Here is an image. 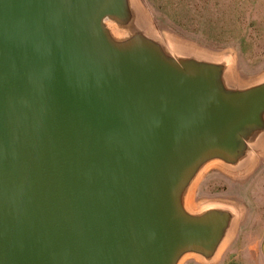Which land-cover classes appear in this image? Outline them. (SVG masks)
I'll return each instance as SVG.
<instances>
[{
	"label": "water",
	"instance_id": "obj_1",
	"mask_svg": "<svg viewBox=\"0 0 264 264\" xmlns=\"http://www.w3.org/2000/svg\"><path fill=\"white\" fill-rule=\"evenodd\" d=\"M129 0H0V264H178L212 258L232 212L183 196L211 160L264 131V81L173 57Z\"/></svg>",
	"mask_w": 264,
	"mask_h": 264
},
{
	"label": "rangeland",
	"instance_id": "obj_2",
	"mask_svg": "<svg viewBox=\"0 0 264 264\" xmlns=\"http://www.w3.org/2000/svg\"><path fill=\"white\" fill-rule=\"evenodd\" d=\"M132 23L116 39L140 31L173 57L222 63L224 83L243 89L264 81V0H129ZM111 32V31H110ZM197 214L218 207L233 214L215 255L184 254L178 264H262L258 241L264 232V131L238 164L205 163L183 196Z\"/></svg>",
	"mask_w": 264,
	"mask_h": 264
},
{
	"label": "crops",
	"instance_id": "obj_3",
	"mask_svg": "<svg viewBox=\"0 0 264 264\" xmlns=\"http://www.w3.org/2000/svg\"><path fill=\"white\" fill-rule=\"evenodd\" d=\"M258 249L259 261L264 264V232L258 241Z\"/></svg>",
	"mask_w": 264,
	"mask_h": 264
},
{
	"label": "bare ground",
	"instance_id": "obj_4",
	"mask_svg": "<svg viewBox=\"0 0 264 264\" xmlns=\"http://www.w3.org/2000/svg\"><path fill=\"white\" fill-rule=\"evenodd\" d=\"M106 25L113 35H115V36L119 35V31L112 24H110V22L106 21Z\"/></svg>",
	"mask_w": 264,
	"mask_h": 264
}]
</instances>
